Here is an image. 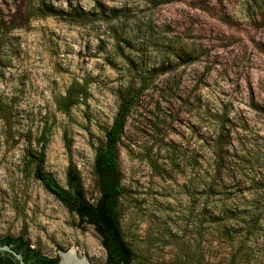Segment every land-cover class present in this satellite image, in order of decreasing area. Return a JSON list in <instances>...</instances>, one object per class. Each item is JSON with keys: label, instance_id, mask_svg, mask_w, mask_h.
Returning <instances> with one entry per match:
<instances>
[{"label": "rangeland", "instance_id": "rangeland-1", "mask_svg": "<svg viewBox=\"0 0 264 264\" xmlns=\"http://www.w3.org/2000/svg\"><path fill=\"white\" fill-rule=\"evenodd\" d=\"M73 82L88 96L67 108ZM138 91L118 145L132 264H264V8L243 0H0V239L104 263L27 151L46 139L44 170L63 188L70 156L94 203L95 148Z\"/></svg>", "mask_w": 264, "mask_h": 264}, {"label": "trees", "instance_id": "trees-1", "mask_svg": "<svg viewBox=\"0 0 264 264\" xmlns=\"http://www.w3.org/2000/svg\"><path fill=\"white\" fill-rule=\"evenodd\" d=\"M144 1L156 7L160 4L179 0ZM243 8L247 13L251 10L261 11L264 8V0H243ZM34 14H37V12ZM37 15L41 17L45 14ZM220 21L224 24L231 22L228 15L220 17ZM139 94L140 91L120 98L112 124L104 130V140L95 148L93 171L99 195L94 203L86 198L79 174L71 162L70 156L66 170L67 188H63L44 170L46 139L43 137L42 145L38 151H27V158L34 165V179L42 185L47 193L60 202L70 214L77 216L79 227L82 225L93 227L105 251L103 264H132L134 260L133 252L124 240L120 225L119 200L123 190L121 187V174L118 168V145L121 141L130 108ZM87 96L85 86L73 82L67 89L62 103L68 108L84 102ZM222 127L223 125H220V128ZM65 143L69 154L70 146L66 137ZM227 144L228 142H226L221 131H219L212 146V155L214 157L213 171L216 174H220V164L225 160L224 154L226 151L224 148ZM225 218L231 219L227 213H225ZM0 246H10L13 251L21 255L25 264H58L57 259L42 255L22 237H4L0 239ZM0 264H19V262L8 252H0Z\"/></svg>", "mask_w": 264, "mask_h": 264}, {"label": "bare ground", "instance_id": "bare-ground-1", "mask_svg": "<svg viewBox=\"0 0 264 264\" xmlns=\"http://www.w3.org/2000/svg\"><path fill=\"white\" fill-rule=\"evenodd\" d=\"M63 264H88L86 260H79L75 257L74 251H70L68 254L62 256Z\"/></svg>", "mask_w": 264, "mask_h": 264}, {"label": "water", "instance_id": "water-1", "mask_svg": "<svg viewBox=\"0 0 264 264\" xmlns=\"http://www.w3.org/2000/svg\"><path fill=\"white\" fill-rule=\"evenodd\" d=\"M0 252H8L9 254H11L15 260H17L19 262V264H25L22 260V257L20 254H17L15 251H13L9 246H0ZM69 252L65 253V254H68ZM64 254H61L60 255V259H59V262L58 264H63L62 263V256Z\"/></svg>", "mask_w": 264, "mask_h": 264}, {"label": "flooded vegetation", "instance_id": "flooded-vegetation-1", "mask_svg": "<svg viewBox=\"0 0 264 264\" xmlns=\"http://www.w3.org/2000/svg\"><path fill=\"white\" fill-rule=\"evenodd\" d=\"M10 247V246H9ZM11 248V247H10Z\"/></svg>", "mask_w": 264, "mask_h": 264}]
</instances>
